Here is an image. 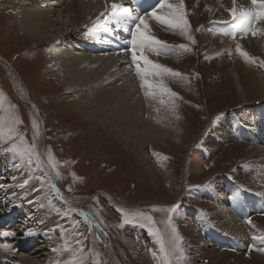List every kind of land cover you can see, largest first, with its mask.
<instances>
[{"label":"rangeland","instance_id":"1","mask_svg":"<svg viewBox=\"0 0 264 264\" xmlns=\"http://www.w3.org/2000/svg\"><path fill=\"white\" fill-rule=\"evenodd\" d=\"M203 1H207L209 6L204 8L199 15L202 17L205 11L210 10L211 20L195 26L192 24V16L189 17L188 5L193 4L198 7L202 5ZM12 2L14 1L0 0V55L12 65V68L14 67L18 74L15 76V82L10 71L3 65L0 66V92L4 94V107L3 110H0V117H6L8 114L18 117L22 121L18 126V131L24 134L28 143L33 141L32 124L35 121L39 128V136L35 140L39 152L42 136L40 126L43 123L45 144L42 154L46 153L48 148L51 149L54 157L60 162L58 170L62 175L61 179L55 178L54 173L45 176L40 170L34 166H28L18 157L9 153L5 147L0 146V157L2 158L0 161L6 163L10 158L15 165H20L19 167L15 166L19 170L14 167L5 168L4 171L0 169V191L3 190L6 194L4 189L12 190L14 194L20 196L24 204L23 208H25L24 214L20 218L24 223V228L20 231L17 230L19 224H14L13 229L8 228L10 224H13L14 218L18 217L8 216L9 210H11L9 204L15 203L12 198H17L12 195L8 199V205L4 202L0 204L2 211H4H0V231L12 230L16 235L7 239L0 238V244H9L15 249L11 252L6 251L11 256H16L15 258L12 257L14 261L12 264H56L57 260H60L62 264L71 255L70 252L62 250L65 244L69 248L77 249L80 247L76 243L77 240L82 241L84 247L82 264H165L164 257L160 252V243L155 233L158 230L167 243L171 238L170 225H174L182 237V247L185 249L186 257L184 261H181V264H201L192 258L194 257L191 254L194 252L191 249L193 246L188 239L193 237H198L200 241L205 240L204 246L206 248L209 245L210 250H218L220 254L231 252L233 256L240 259L239 262H235L236 264H264V253L250 248L254 244L252 239L249 243L241 239H234L230 234L222 232L219 221L221 216L217 213V205L215 200L213 201L208 197L209 189H213L217 182L222 181V185H229L232 191V196L227 199L228 204L240 207L241 200H243L248 207V214H251L250 219H264V193L261 192L260 194L256 191L259 190V187L257 184H253L258 179L255 174L256 165L253 161H245L246 156L254 152L255 149L253 148L256 146L249 141V136L254 139L253 134L257 133H252L255 131V127L249 125V116L252 111L245 107L247 93L240 88L237 73L233 70L238 62L247 67L245 59L236 52V44L239 43L242 49L249 53L251 49L248 40L254 37L247 38L251 36V33L241 34L240 29L234 28L231 22L222 23V21H230L225 9L232 6V0H185V4L188 11L187 18L190 21V34L194 36L196 41L193 45L196 48L194 53L199 54L201 46L199 44L204 42L208 46L212 45L211 50L208 48L211 51L210 56L218 57V52L213 49L214 45L210 39L216 37V40L213 39L220 43L222 48L227 49L224 52L221 50L220 53L229 56L225 58L228 64L225 65H227L228 71L230 70L234 84L232 87L227 84L225 82L228 80L226 76L218 78L212 76L217 90L211 95L205 90V84L201 83L202 74L199 69H194V71L181 70L176 66H169L177 72L183 71L184 73L181 72L180 74L189 85L188 88H178L181 98H179L177 106L181 112L178 119L179 124L178 122L177 124L180 125L181 121H184V127L181 126L182 132L177 140L166 139V144L161 141H149L143 146L135 147L132 151L119 143L117 140L118 132L102 128L99 124L90 122L91 120L79 114L72 105L74 104L72 97L66 93L62 83L51 77L50 45L41 40H37V42L26 34H22L12 11ZM122 4L126 7L125 0ZM242 4L249 6L251 3L245 4L242 1ZM222 9L228 16L221 15ZM161 10L156 11L157 15L166 14V10ZM193 14L198 16L196 13ZM59 19L60 17L58 21ZM147 23L150 27V23L155 24L154 27H151L153 30L151 34L154 36H156L155 32L163 34L167 31L164 35L172 32L175 35L180 34L179 29L169 28V30L166 25H162L154 19H150ZM207 23L209 27L205 26ZM261 24L262 21H259L256 26L259 25L258 27H260ZM197 36L199 40L204 37L206 41L202 39L199 43ZM67 40L63 42L69 45ZM126 42L123 45L124 49L127 47ZM74 43L77 46L81 42L74 38ZM182 43L183 41L178 42V45ZM167 44L172 46V44ZM228 45H232L229 46L231 49ZM95 50L97 51V49ZM127 52L124 51V55L119 52L108 53L107 55H131L130 51ZM146 54L149 55V59L151 57L150 60L153 62L165 65V58H162L165 54L156 55L147 51ZM230 56H234V58L231 57L233 60ZM216 59L219 63L220 58ZM158 60L160 61L158 62ZM129 61L131 64V58L125 60L127 64ZM234 61L237 63L234 64ZM123 63L118 65L122 68L126 65ZM196 66L198 68L199 64ZM132 69L134 73V66ZM253 71L260 76L263 75L260 74L262 69L258 66ZM135 73L134 77H136ZM107 82L109 79L106 80ZM16 85L19 86L22 94V91L25 90L23 95L28 97L27 99L22 98L18 93L19 91L15 89ZM252 87L255 91L251 90V95L257 96V87L255 85ZM258 105L257 107L261 109L264 102ZM110 123L112 122L110 121ZM240 124L245 127L249 134H246L242 127L238 126ZM238 134L239 136H237ZM261 144L264 146V142L261 141ZM140 154L144 156L143 158L149 159L146 161V167H142L140 164L138 159ZM194 154H201V156L204 154L207 159L192 169L191 163ZM258 154L254 153L256 156ZM262 157L264 158V156ZM44 158L46 159V156ZM73 173H75V178ZM42 176L44 177L43 182L39 179ZM25 180H28L29 183L21 187ZM50 184H55L60 189V193H55ZM237 189L241 193L239 195H242V199L240 196H235ZM27 191L30 192L32 198L27 197ZM212 193L217 196L213 190ZM61 195L76 211L69 210V204H65L64 200L60 199ZM217 200L216 202L219 201ZM8 201L6 202L8 203ZM259 205L262 207L260 208ZM242 206L244 207V205ZM154 207L165 210L173 208V210L171 212L153 211ZM41 209L47 212L46 232H49L48 229L51 227L60 225L64 229V236L61 237V230L57 228L55 234L53 232L52 234L49 233L48 236L40 237L41 241H37L33 247L32 242L31 245H28L30 242L26 241L25 232L33 223L34 218L40 221L41 215L46 214ZM56 209L61 210L60 214H57ZM224 210H227V206ZM65 211L68 212L67 216L63 215ZM137 212L152 216L155 223L150 224L143 218L132 223L125 222L133 218L131 215L124 217L122 213ZM93 220L99 227L101 226V230L108 236V241L113 249L103 241L104 239H101L92 224ZM248 224L246 223V228H249ZM257 226L264 230L259 224ZM43 227L40 226L39 229L41 230ZM47 227L49 228L47 229ZM182 227H186L185 233L182 231ZM256 247H264V245L256 243ZM53 248L61 249V251L54 253ZM0 250L4 251L3 249ZM153 251L156 253L155 257ZM169 259H171L172 264H177L174 258L169 257ZM216 264L218 263L216 262Z\"/></svg>","mask_w":264,"mask_h":264},{"label":"bare ground","instance_id":"2","mask_svg":"<svg viewBox=\"0 0 264 264\" xmlns=\"http://www.w3.org/2000/svg\"><path fill=\"white\" fill-rule=\"evenodd\" d=\"M13 1L15 3L12 2V5H13L12 11L15 14L16 21L18 23V27L20 31L22 32V34L23 33L26 34L28 37L32 38L35 41L37 40L39 41L41 40L42 42L45 41L46 43L50 45L51 57L49 61H50L51 77H53L58 82L62 83V86L66 89V93L72 97V100L74 103L72 105H74L75 109L79 112V114L82 117L87 118L88 120H91L90 122L99 124L102 128H107L109 131L118 132L117 140L119 141V143L123 144V146L130 149L131 151L132 149H135V147L143 146L144 143L149 142V141H152V142L161 141L163 144H166L167 143L166 139L177 140V138L182 132L181 126L184 127L185 125L183 120L181 121V124L178 125L179 122H178V119L176 118L177 116L178 117L180 116V112H181L179 107L177 106L178 100L179 98H181L178 88L179 87L188 88L189 86L188 83L183 79L184 77L181 75L178 77H171V76L147 77V79H149L153 83H156L159 80L163 79V83L168 88H170L173 92L177 93L178 97H169L168 95H164L162 97L160 96L158 92L156 93L154 97L153 96L146 97L145 92L148 91L147 87L146 86L143 88L141 87V83H142L141 77L135 73L136 72L135 70H134L135 71L134 73L136 77H134V73L132 71L133 66L132 68L127 66L130 64V61L128 64L125 62V60L127 59L130 60L131 55L130 54H127L125 56H119V55L115 56V55H110V54L107 55L108 53L115 54L116 52L123 54L124 53L123 45L125 41H127L126 49L130 47L128 43L129 41L128 39L122 40L124 39L123 38L124 36L120 33V32H124L122 28L115 27L114 22L107 23L104 19L101 18V22L98 28L96 30L89 31V29L92 28L93 21L96 20V18L100 15L101 12L105 11L106 4H108L107 6H110L111 3H114V2L122 4L123 0H28V1L24 0L25 2H22L23 0L22 1L13 0ZM242 1H244L245 4L249 3V2H246L245 0H238V3H242ZM206 2L203 1L202 5L198 7H196L193 4L188 5L189 17L192 16L193 25L198 26L200 24H203L204 22H208L209 20H211L210 10L205 11L202 17H200L199 15V13L202 10H204V8H208L209 5H207ZM161 9L163 11L164 10L167 11V9L165 8H161ZM148 10L149 9H147V11ZM220 12L222 16L226 15V12L224 9H222ZM193 13H196L198 16L197 17L194 16L195 14ZM59 17L60 19L58 21ZM146 18H147V21L152 19L150 16L149 17L146 16L145 19ZM150 25L151 27H154L155 24L153 25V23H150ZM65 26L66 28L64 29ZM105 26H107L110 29L108 32H105L103 30ZM205 26L209 27V24L207 23ZM151 27L149 26V29L153 31ZM258 28L264 29V21H262V24ZM172 31H175V30H172ZM86 32L88 33L87 35H85ZM126 33L127 32H124V35ZM155 33L158 39H161L162 41H166L169 44L178 45V42L183 41V43L189 44V46L192 48L191 52L180 53L179 55L176 52L166 53L165 56L162 57V58H165V61H166L165 65H167L168 67L176 66V68H179L181 70L188 69V70L194 71V69H199L202 74L201 83L205 84V90H207L208 93L211 95L215 93L217 90L215 87L216 83L212 80V76H215L216 78L221 77V76H226V78L228 79L227 80L228 82L227 81L225 82L227 84H230L232 87V85L234 84V79H232L230 70L228 71L226 67L228 64L225 61V58L229 56H224V54L221 55L220 53L221 50L222 52H224V50H227V49L225 47L222 48L220 43L215 41L216 37L212 36L215 40L213 38H210V39H211L212 44L214 45L213 49L216 52L220 53L219 56L216 57V58H220L219 63L217 59L214 58L215 56H212V57L210 56L211 51H209V49L210 50L212 49L211 48L212 45L208 46L204 42L200 43L202 39L203 41H206L204 37L200 38L199 40V37L197 36V40L200 43L199 45H201L200 52L197 55L194 53V51L196 50V48L193 47L194 44H190V42L187 39H185L183 36H181L180 34L175 35V33L172 34L173 32L172 33L170 32L171 34H168V35H164L166 33H163V34L157 33V32ZM209 35H210V32H209ZM207 36L206 38L208 39V37H210L211 35L208 37ZM252 37L257 38V39L253 40L254 38ZM74 38H76V40L78 39L81 43L75 46ZM247 38L249 39L252 38L250 40L247 39L249 43V48L251 49L249 51V54L253 57H257L258 59H264V35H261L258 33L255 36L251 35L250 37H247ZM66 40L69 41V45L67 43L66 44L64 43L66 42ZM39 45H43V44H39ZM229 46L230 45H228V47ZM230 47L229 49H231ZM95 49H97V51ZM145 55L148 56L149 58V55L146 54V52H145ZM231 57L234 58V56H230V58ZM160 60H158V62ZM237 61L239 60L237 59ZM237 61H234V64L237 63ZM121 62L126 63V65L123 63L125 66L122 68L118 65ZM161 63H162V60H161ZM197 64H199L198 68L196 66ZM1 65H3L8 71H10L13 81L16 82L15 76L18 73L16 72L14 67L12 68V65L0 55V66ZM235 65L236 66H234L233 70L237 73L235 74L239 80L240 88L242 90L244 89L243 92L247 93L246 94L247 104L245 105V107L250 108L252 111L249 116V119H250L249 125L251 124L252 126L255 127L254 128L255 131L252 130L253 131L252 133H255V132L257 133V134H253L254 139H252L249 136V141L255 144L256 146L253 148L255 149V151L251 152V154H248L246 156L245 161L247 162L253 161L254 164L256 165L255 174L258 176V179L257 180L254 179L255 181L254 182L252 181V182L253 184L258 185L259 190H256V191L260 192L261 194V192L264 193V158L262 157L264 156V149H262L264 148V146L261 144V141L264 142V106H262L261 109L257 106H259L258 105L259 103L264 102V68L259 67L258 60L256 63H249V62L245 63L247 67H245L244 65H241L240 62H238ZM256 66L262 69L261 73L259 71L261 75L263 74L262 76H260L259 74L253 73L254 72L253 70L254 68H256ZM134 69H135V66H134ZM181 70L179 71V73L181 72L184 73ZM107 79H109V82L106 83ZM238 80H237V83H238ZM254 85L257 87V93H258L257 96L251 95V92H250L251 90L255 91L254 88L252 87ZM18 87L19 86L16 85L15 89L19 91L18 93H20L22 98L27 99L28 97L23 95L25 90L22 91L23 92L22 94ZM140 90L142 91V93ZM161 99L165 101L164 104L160 103ZM173 107H174V111L172 110ZM110 121L112 123H110ZM40 128H41V133H42L41 142H40V153L42 154V152H44V144H45L43 123L41 124ZM216 131H219V130H216ZM237 136H239V134ZM254 153H259L260 156L259 154L256 156L254 155ZM143 157L144 156L140 154V157L138 159L141 162L140 163L141 166L146 167V161L149 159H146ZM192 158H194L191 163V165H193L192 169L193 167L195 168L199 166L202 161L207 159V157L204 154L203 156H201V154L200 155L194 154ZM1 159L2 158L0 157V160ZM0 166H2L0 167L1 170L3 169L2 171H4V169L8 167H11V168L14 167L15 169L19 170L18 168L14 166V163L11 161L10 158L6 163H4L3 161H0ZM231 183L233 182L231 181ZM4 190L6 194H4L3 190L0 191V204L4 202V204L6 203L8 205L9 204L8 199H10L12 195L15 196V198H17V199L12 198V200L15 201V203L14 202L12 203L10 201L11 205L9 204V206L11 207V210H9L8 216L14 217L16 215H14L13 212H16L18 217L14 218V222H12L13 224H10L8 228L13 229L15 226L14 224H19V228L17 230L22 231L24 228L23 227L24 223L22 220H20V218L23 216L24 211H25V208H23L24 204L20 196L14 194L12 190L10 189L8 190L4 189ZM212 190L217 194V196L214 193H212ZM209 191L210 192H209L208 197L211 198L213 201L215 200V204L217 205V207L215 205V207L217 208V213L218 215L221 216L219 218V221H220V226H221L220 229L222 230L223 233L230 234L231 236L234 237V239L235 238L241 239L249 243H251L250 240L252 239L253 235L260 236L261 234H264V230H261L257 226V224H259L261 227L264 228V219H259V218L257 220H254L253 218L250 219L251 214H248V211H247L248 207L246 206V203L243 200H241V205H245V207L242 209H241V205L240 207H236L234 204L233 205L230 203L228 204L227 199L230 196H232V191L229 185H226V184L222 185V181H219V183L217 182L216 185L213 186V189L211 188L209 189ZM237 192H238V189L236 190V193ZM26 195L28 198H32V195L30 194L29 191L26 192ZM239 196H240V199L243 198L242 195H239ZM6 197H8L7 200H4L6 199ZM216 199H218L219 201L217 200L218 202H216ZM6 201H8V203ZM226 206H227V210L225 211L224 209H226ZM13 209H16V210L14 211ZM213 209H214V206H213ZM41 210L45 211L43 209ZM0 211L4 212L2 211L1 206H0ZM45 213L46 214L43 213L41 215L40 221H37L34 218L33 223L30 225L29 229H31L36 234L30 235V236L27 235L26 241H29L30 243L33 241L36 244L37 241H41L40 237L48 236L49 233L51 234L53 233L49 231L47 232V235H45L46 223L48 222L46 219L47 212L45 211ZM178 220H180V218ZM249 220H251V222L253 223L248 224ZM187 221L189 222V220ZM246 223L249 225V228H246ZM42 224H44L43 225L44 227L42 226ZM92 224L95 226L96 231L100 235L101 239H104L103 241L106 242L110 248H112L111 243L108 241V236L105 235V233L101 230V226L99 227V225H97L94 220L92 221ZM48 225H51V224H48ZM40 226L41 228L43 227V229L40 230L39 229ZM48 228L49 227H47V229ZM185 228L186 227H182V231L184 233H185ZM188 240H190L193 246L191 249L194 252L191 251L192 252L191 254L194 256L192 258L195 262H199L201 264H213V263L216 264V262L218 264H236L235 262L240 261V259L233 256L231 252H229L228 254H220L218 250H215V249L210 250L208 247L209 245H207V248H206V246H204V243H206L205 240L200 241L198 237H193L192 239H188ZM39 244H42V243H39ZM12 257L15 258L16 256H11L9 253H6L5 250L4 251L0 250V264H2L4 260H7L10 264H12L14 262Z\"/></svg>","mask_w":264,"mask_h":264},{"label":"snow or ice","instance_id":"3","mask_svg":"<svg viewBox=\"0 0 264 264\" xmlns=\"http://www.w3.org/2000/svg\"><path fill=\"white\" fill-rule=\"evenodd\" d=\"M135 3V0H133ZM161 8L167 9L165 15H157L155 8L149 12L141 13L139 7L134 11L131 7H125L120 3H111L110 6L105 7V11L101 12L100 15L93 21L92 28L89 31L96 30L100 25L101 18H103L107 23L114 22V26L122 28L124 32L130 34V39L128 41L130 47L124 49V51L131 52V64L129 67L135 66V71L138 76L141 77V87H147L148 91L145 92V96H155L158 92L160 96L168 95L169 97H178V94L173 92L168 88L164 83L163 79L159 80L156 83H153L147 77H178L181 74L176 70L162 65L160 63H155L145 55V52H153L156 55L166 54L168 52H176L178 55L180 53H189L192 51V48L189 44H179V45H168L166 41L158 39L156 36L151 34L149 25L146 16H150L152 19L158 21L162 25H166L168 28L179 29L180 35L187 39L190 44H195V38L190 34V21L187 19L188 11L185 4V0H177L176 3H167L161 2ZM230 17V21H222V23L233 24L234 28H238L241 31V34L255 36L258 33L264 35V29L256 27L257 22L264 21V0H251L249 6H245L242 3H238V0H232V6L225 9ZM87 27V26H86ZM105 32H108L110 29L105 26L103 28ZM88 33L86 32L85 35ZM235 39V36H233ZM236 52L242 56L246 62L256 63L258 60V65L261 68H264V59H258L257 57L251 56L247 51L242 49V46L237 43L235 46ZM219 55V53L217 54ZM3 92H0V110H3L4 99ZM161 104H164L163 99L160 100ZM174 111V107L172 109ZM223 115V114H221ZM179 119V117H176ZM22 121L13 114H8L6 117H0V146H3L11 153L14 157H18L20 161L26 163L28 166H34L45 176L49 174L55 175V178L61 179L62 175L58 170L60 167V162L54 157L50 148L46 150V153L41 154L37 150V145L35 143L36 138L39 136L38 124L33 121V141L31 143L26 142V138L23 133L18 131V126ZM46 156V159L44 158ZM19 167L20 165H15ZM47 169V171H45ZM75 178V173H73ZM43 182L44 177H39ZM29 183L28 180L24 181V184L21 187H24ZM52 190L59 194L60 189L55 184H50ZM71 191V188H69ZM235 196H239V192L235 193ZM61 200H64V197L60 196ZM65 204H69L67 200H64ZM43 207V205H41ZM70 211H76V209L71 208L69 204ZM173 208L169 209H156L153 208V211H168L171 212ZM60 209H56L57 214H60ZM63 215L67 216L68 212L65 211ZM131 215L132 220H126L127 223H132L137 221L140 218L154 224L155 221L152 216L147 213H122V216L127 217ZM102 222V221H101ZM251 223V220L248 221ZM171 227V238L166 243L164 238L160 235L159 231L155 233L160 243V252L164 257L165 264H172V257L176 260L177 264H181V261L185 260L186 253L185 249L182 247V237L177 232L174 225ZM57 228L61 230V237L64 236V229L60 225H55L52 229H49L50 232H55ZM31 229L26 230L25 235H35ZM47 235V232L45 233ZM83 235V234H80ZM15 232L12 231H0V238H9L14 237ZM252 240L254 244L250 248L255 249L260 253H264V247H256V243L264 245V234L260 236L253 235ZM76 243L80 245L77 249H72L65 244L62 250L68 251L71 253L70 257L67 260H64L62 264H82L84 247L83 243L80 240H77ZM0 249L5 251H15L9 244H0ZM52 251L58 252L61 249L53 248ZM153 256H156L155 251H153ZM2 264H9L7 260H4ZM56 264H61L60 260L56 261Z\"/></svg>","mask_w":264,"mask_h":264}]
</instances>
